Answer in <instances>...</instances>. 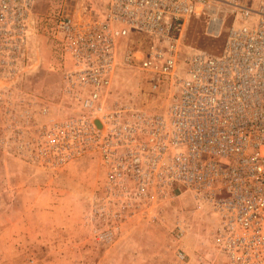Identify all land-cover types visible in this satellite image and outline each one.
<instances>
[{"label":"built area","instance_id":"1","mask_svg":"<svg viewBox=\"0 0 264 264\" xmlns=\"http://www.w3.org/2000/svg\"><path fill=\"white\" fill-rule=\"evenodd\" d=\"M37 1L0 0V77L26 66ZM194 17L224 35L220 54L185 51ZM53 19L64 91L82 112L62 124L82 126L101 152L107 196L127 206L156 187L186 189L212 205L228 264H264V0H107L92 19L65 10ZM132 36L140 48L123 50ZM127 66L152 92L174 91L165 112L113 110L114 79ZM51 137L39 141L45 154Z\"/></svg>","mask_w":264,"mask_h":264},{"label":"rangeland","instance_id":"2","mask_svg":"<svg viewBox=\"0 0 264 264\" xmlns=\"http://www.w3.org/2000/svg\"><path fill=\"white\" fill-rule=\"evenodd\" d=\"M106 3L38 0L26 66L16 77H0V264H228L210 203L186 189L157 187L130 205L118 202L124 199L107 196L101 152L86 145L82 126L62 124L82 112L64 91L68 62L53 17L65 10L92 19ZM208 27L203 17L189 21L187 53L222 52L224 35L212 37ZM140 45L132 36L122 49ZM112 89L113 110L151 113L165 112L174 93L152 92L146 75L129 66ZM50 131L53 152L45 154L39 141Z\"/></svg>","mask_w":264,"mask_h":264}]
</instances>
